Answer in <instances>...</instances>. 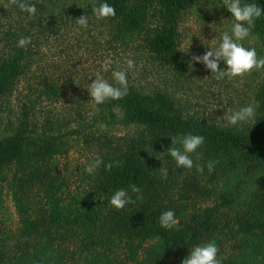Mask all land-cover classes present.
<instances>
[{
	"label": "trees",
	"instance_id": "16d2710c",
	"mask_svg": "<svg viewBox=\"0 0 264 264\" xmlns=\"http://www.w3.org/2000/svg\"><path fill=\"white\" fill-rule=\"evenodd\" d=\"M69 1L24 0L37 9L29 16L18 6L6 7L8 0H0V214L8 212L4 198L11 195L19 217L16 229L0 230V264H182L197 245L215 241L218 247L228 239L224 234L232 233L233 239L239 236L241 226L234 222L228 223V230L223 229L222 219L216 215L221 207L212 214L214 207L207 200L202 211L190 213L194 198L209 192L208 177L195 167L201 161H196L199 149L191 154L192 169L177 168L164 152L172 145L171 137L193 134L205 138L203 156L211 149L236 152L253 144L256 155L264 159V134L242 135L200 123L164 94L148 95L128 88L127 95L112 100V105L101 104L103 113L118 108L122 123L140 126L143 131L126 135L122 145L96 138L89 163L99 156L104 165L114 163L110 171L101 165L91 174L93 181L82 189L72 188L57 167L50 173L48 165L68 149H55L52 129L45 124L51 110L38 121L35 108L44 101L53 104L59 100L62 89L49 84L43 73L38 81H31L29 70L40 67L52 49L62 54L64 47L57 46L64 43L62 26L79 12ZM155 1L173 15L191 0ZM105 2L116 13L108 21L119 17L126 20V29L137 25L139 9L129 5L132 0H100L97 6ZM246 2L264 7V0ZM260 22L264 25V16ZM21 37H31V43L18 47ZM150 49L158 56L173 55L172 30L159 31ZM22 77L28 81L19 87ZM108 116L105 113L103 120ZM59 119L54 120L59 129H69L62 113ZM38 133L40 139L35 138ZM155 154L161 155V161ZM116 162L120 166H115ZM161 168L166 171H159ZM133 184L141 189L142 200L131 192ZM119 189L127 190L134 201L122 210L110 205L111 195ZM36 191L40 202L34 199ZM217 193L221 202L228 196L222 189ZM166 210L175 212L174 229L159 224Z\"/></svg>",
	"mask_w": 264,
	"mask_h": 264
},
{
	"label": "rangeland",
	"instance_id": "374dc122",
	"mask_svg": "<svg viewBox=\"0 0 264 264\" xmlns=\"http://www.w3.org/2000/svg\"><path fill=\"white\" fill-rule=\"evenodd\" d=\"M99 1L70 0L69 4L79 12L78 16H70L62 26L64 43L57 45L64 47L62 54L52 49L40 67L35 65L29 70L31 81H38L43 73L49 77V84L62 89L59 100L53 104L44 101L35 108L38 121L48 114L46 110H51L45 124L52 129L55 149H68L67 154L48 165L50 173H54L52 169L57 167L72 188L82 189L94 179L83 169L90 164V151L94 149L96 138L110 139V142L122 145L126 135L143 134L142 127L122 123V112L118 108L103 113L105 107L91 101L87 88L95 76L118 87L112 78V72L116 70L126 72L129 89L148 95L164 94L180 111L200 123L242 135L264 134V70H254L242 78L216 80L210 78L212 74L203 64H193V68H189L193 55H203L210 50L207 47L218 46L219 39L214 43L212 40L222 32L230 31L231 13L224 8L223 0H191L173 15L155 0H132L129 5L139 9L137 25L132 29L123 27L126 23L123 18L117 17L112 22L97 20L92 5ZM84 15L89 17L87 28L76 23ZM164 29H170L174 34L175 49L170 57L158 56L150 49L151 41ZM241 43L246 48H255L258 56L264 57V25L260 19L255 21L250 36ZM107 58L113 63L105 72L101 65ZM128 59L134 60V69H128ZM220 67L224 69L226 65L221 62ZM27 81L22 77L19 87ZM112 104L109 99L103 106ZM249 105L255 109L254 119L237 126L229 125L226 120L216 122L217 117L231 115L232 111ZM61 113L65 119L62 121L66 126L69 123V129H59L56 125L55 121H61ZM105 113L109 116L103 120ZM35 138L40 139V134ZM198 149L200 154L196 161L201 159L199 165L203 166L208 177L209 192L194 198L189 205L190 213L202 211V203L207 200L210 207H214L210 213L221 207L216 215H220L223 229L228 230L229 224L234 222L241 226L242 231L234 239L232 233L223 235L228 239H221L223 243L218 246L217 257L224 262L222 264H264V159L256 155L253 144L236 152L217 153L211 149L205 156L201 149L207 148ZM209 161L217 162L211 173L207 167ZM163 162L168 161L163 158ZM219 189L228 195L223 202L218 199ZM39 195L37 191L34 193L38 202L41 200ZM4 201L8 212L0 214V230H14L19 222L14 201L11 195H7ZM174 226L173 229L177 227Z\"/></svg>",
	"mask_w": 264,
	"mask_h": 264
},
{
	"label": "clouds",
	"instance_id": "9594fccd",
	"mask_svg": "<svg viewBox=\"0 0 264 264\" xmlns=\"http://www.w3.org/2000/svg\"><path fill=\"white\" fill-rule=\"evenodd\" d=\"M18 6L22 12H26L29 16H34L37 12L35 5H30L24 0H8V5ZM224 8L231 13V29L224 31L215 39L214 43L219 39L220 43L216 47H207L203 55H193L189 62V68H193V64H203L207 71L211 72V77L216 80L224 78L234 79L242 78L251 72L264 70V57L257 54L255 48H246L241 43L250 36L251 29L255 26V21L264 16V7L246 0H223ZM210 8V6H209ZM92 12L97 20H103L115 17V8L108 3H101L98 6L93 3ZM223 21V18H222ZM89 17L84 15L76 20V23L83 28H87ZM31 43V37H21L18 40V47H26ZM223 62L226 67L221 69L220 65ZM111 58H107L102 62V70L107 72L112 65ZM128 69L135 68V62L132 59L126 61ZM112 78L117 86H113L107 80L100 76H95L93 83L88 85L87 91L91 96V101L95 104H103L106 100H119L127 95L128 82L127 74L125 71L116 70L112 72ZM208 78V77H206ZM205 78V79H206ZM78 86V85H77ZM255 118V109L249 105L240 108L239 110L232 111L231 115L224 114L223 117H217L216 122L226 120L231 126H237L248 122ZM172 146L166 152L175 161L177 168L192 169L194 167L191 154L196 153L197 149L201 147L205 138L200 135L187 134L183 136H176L170 138ZM179 145V147H177ZM163 153V154H164ZM162 154V155H163ZM156 159L160 160V154H155ZM199 158V157H197ZM161 161V160H160ZM214 161H209L207 164L208 171L211 173L215 166ZM104 165L101 157L96 156L95 159L83 169L89 175L94 174L95 171ZM115 166H120L119 162ZM105 169L110 171L114 167L113 162L104 165ZM196 170L203 173L202 165H195ZM159 171H166L161 168ZM131 192L136 195L138 200H142L141 189L133 184L129 186ZM131 196L125 189L115 191L110 198V205L117 209L122 210L129 203H133ZM175 212L173 210H166L162 212L159 217V224L162 228L170 229L176 224ZM218 247L215 241L207 242L205 244L195 246L190 250V254L182 261V264H222L221 259H218Z\"/></svg>",
	"mask_w": 264,
	"mask_h": 264
}]
</instances>
